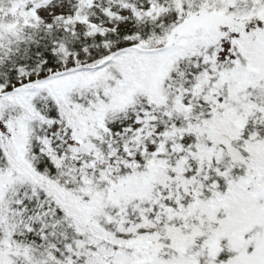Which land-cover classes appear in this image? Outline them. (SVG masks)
Returning a JSON list of instances; mask_svg holds the SVG:
<instances>
[{
	"label": "snow or ice",
	"instance_id": "1",
	"mask_svg": "<svg viewBox=\"0 0 264 264\" xmlns=\"http://www.w3.org/2000/svg\"><path fill=\"white\" fill-rule=\"evenodd\" d=\"M0 264H264V0H0Z\"/></svg>",
	"mask_w": 264,
	"mask_h": 264
}]
</instances>
